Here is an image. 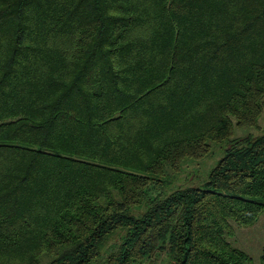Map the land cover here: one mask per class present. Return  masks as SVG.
<instances>
[{
  "label": "trees",
  "instance_id": "1",
  "mask_svg": "<svg viewBox=\"0 0 264 264\" xmlns=\"http://www.w3.org/2000/svg\"><path fill=\"white\" fill-rule=\"evenodd\" d=\"M263 98L264 0H0V264H250Z\"/></svg>",
  "mask_w": 264,
  "mask_h": 264
},
{
  "label": "rangeland",
  "instance_id": "2",
  "mask_svg": "<svg viewBox=\"0 0 264 264\" xmlns=\"http://www.w3.org/2000/svg\"><path fill=\"white\" fill-rule=\"evenodd\" d=\"M264 101V98H263ZM264 131V106L261 115L258 120L257 127H234L233 136L224 141L223 143L211 142L210 152L200 158V159H186L181 171L177 174L171 176V184L165 189V194L172 192L178 187H203L204 183L208 179V174L213 166L216 164L218 159L223 155L224 149L229 144V141L239 137L246 136H257ZM172 172L170 169L167 170ZM143 209V207H142ZM132 213L139 214L135 212V208L132 209ZM233 225V235L230 237L232 242L240 247L242 250L247 252L251 257L250 264H259V255L261 248L264 245V212L259 217L257 222L250 226H237L235 223ZM125 235V230H120L112 236L108 242L102 247L99 260L103 256L107 255L113 247L118 244V242ZM138 264H167V256L165 253H160L154 258V262H148L147 260L140 262Z\"/></svg>",
  "mask_w": 264,
  "mask_h": 264
}]
</instances>
